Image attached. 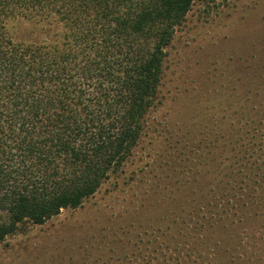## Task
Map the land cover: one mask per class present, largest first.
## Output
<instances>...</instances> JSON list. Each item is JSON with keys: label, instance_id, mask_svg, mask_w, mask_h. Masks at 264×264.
Segmentation results:
<instances>
[{"label": "trees", "instance_id": "1", "mask_svg": "<svg viewBox=\"0 0 264 264\" xmlns=\"http://www.w3.org/2000/svg\"><path fill=\"white\" fill-rule=\"evenodd\" d=\"M196 1L0 0V244L81 208L135 157L164 106L168 51ZM19 20L37 37L17 40ZM246 72L212 89L203 119L169 127L138 172L202 181L211 221L236 236L264 212V63Z\"/></svg>", "mask_w": 264, "mask_h": 264}, {"label": "rangeland", "instance_id": "2", "mask_svg": "<svg viewBox=\"0 0 264 264\" xmlns=\"http://www.w3.org/2000/svg\"><path fill=\"white\" fill-rule=\"evenodd\" d=\"M12 30L19 41L37 37L24 20ZM262 62L264 0H197L168 51L164 106L135 157L81 208L8 237L0 264H165L178 256L198 264H264V212L258 225L229 234L211 221L213 201L202 181L165 184L160 170L148 174L151 168L138 174L154 163L169 127L203 119L214 105L206 101L212 89Z\"/></svg>", "mask_w": 264, "mask_h": 264}]
</instances>
